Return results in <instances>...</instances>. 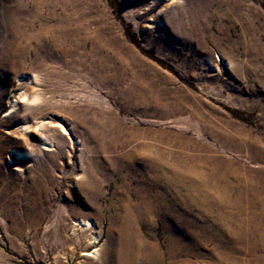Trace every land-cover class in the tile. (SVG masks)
Listing matches in <instances>:
<instances>
[{"label":"rangeland","instance_id":"374dc122","mask_svg":"<svg viewBox=\"0 0 264 264\" xmlns=\"http://www.w3.org/2000/svg\"><path fill=\"white\" fill-rule=\"evenodd\" d=\"M42 25L57 37L20 49L16 26ZM150 147L165 160L203 159L205 172L226 161L264 170V0H0V264H109L111 222L140 198L133 175L121 196L122 178L103 172ZM90 172L101 181L96 208L82 192ZM218 214L193 206L184 226L212 230ZM79 219L92 227L74 239ZM154 221L164 249L165 222ZM226 238L198 264L213 249L245 261Z\"/></svg>","mask_w":264,"mask_h":264},{"label":"bare ground","instance_id":"6f19581e","mask_svg":"<svg viewBox=\"0 0 264 264\" xmlns=\"http://www.w3.org/2000/svg\"><path fill=\"white\" fill-rule=\"evenodd\" d=\"M196 22V18H193L194 28L197 26ZM15 32L19 34L17 36L20 39L17 45L20 49L24 48L34 38L43 39L47 42L51 35L57 37L48 25H42L35 32L30 28H20L19 26L17 28L16 26ZM61 42L63 41L61 40ZM19 62L22 63L21 60ZM36 80L38 77L34 76L33 82L36 83ZM23 97L27 99V93ZM41 98L42 95L36 93L32 100L36 101ZM182 157L180 159L178 157L173 160L168 159L169 161L165 160L163 152L156 148H152L147 154L139 151H136L135 154L127 152L125 156L112 161V165L109 164L108 169L110 171L105 170L106 173L103 172L105 179H112L113 172L119 174L122 178V184L125 185L123 186L124 191L118 190L116 192L121 196L129 194L124 193L128 188L127 175H130L129 177L133 175L138 182V187L132 191L140 198L138 203L127 201L122 206L120 205L119 215L115 216L116 219L111 222L110 229L117 236L114 235L115 239L111 242L112 245L114 244L115 251L107 254L110 257L109 264H198L200 259L206 258V253L201 251L202 248L207 247L206 244L211 242L218 247L228 235L234 238L235 245L246 248L248 252V258L245 261L234 257L230 264H264V255L261 257L257 255L258 251H264V170L253 171V173L245 175L247 173L242 172V169H245L243 166H238L232 161H226L223 163L222 170H220L221 167L219 166L221 165L219 164L209 173L200 168L202 165L199 167L203 163V159ZM136 163H140L142 169L132 172L133 169L130 170V168ZM94 174L90 172L89 181L82 183V192L91 199L92 206L96 208V200L101 193L99 185L101 181L99 182ZM183 189L185 190L184 193L182 192ZM182 193L184 199L192 202L189 204H194L193 206H196L203 215H207L213 210L220 214V219L215 224L216 228L212 229L216 232L208 229L196 231L189 224L184 226V214L189 212L193 206L187 204V207H180L181 199L178 198ZM232 194H236L237 199L233 197V199L235 198L233 200ZM157 217H162L165 222L164 240L166 247L164 249L158 242L154 228V220ZM178 221L183 226H178ZM91 227L92 224L84 219L73 222L72 237L74 239L79 237L78 232L88 230ZM89 242L96 244L98 237L93 234ZM236 251L234 249V252ZM225 253L226 251L213 249L209 253L211 258L208 259L211 260V264H227L228 261L225 262L227 253ZM83 254L95 258L98 255V250L85 251ZM237 255L235 253L232 256ZM193 256L195 260L192 258ZM166 260H168L167 263Z\"/></svg>","mask_w":264,"mask_h":264}]
</instances>
